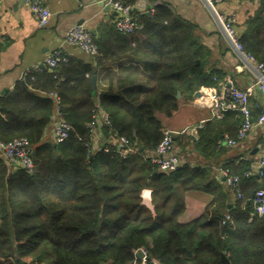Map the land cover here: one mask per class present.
<instances>
[{
  "label": "trees",
  "instance_id": "trees-1",
  "mask_svg": "<svg viewBox=\"0 0 264 264\" xmlns=\"http://www.w3.org/2000/svg\"><path fill=\"white\" fill-rule=\"evenodd\" d=\"M138 21L141 29L131 34L114 24L98 28L93 39L99 53L91 61L69 57L53 71L32 72L0 97V141L28 138L35 165L28 173L0 155V264H138L139 249L160 264H223V256L225 264H264V215L250 217L251 197L264 187V176L244 178L249 163L229 162L243 193L231 204L210 163L185 162L165 172L150 162L164 129L157 114L170 117L178 109L177 91L192 99L201 86L225 77L207 66L195 24L171 8L157 6ZM240 26L245 50L264 62V0ZM110 62L119 71L107 72L96 93L92 77ZM53 94L73 129L58 143L43 140ZM97 106L111 121L102 128L105 136H125L136 152L121 158L113 143L108 152H87L75 134L84 136ZM242 120L232 111L208 120L193 139L195 150L205 158L222 153L217 140L234 137ZM144 188L151 191L154 212L141 202ZM192 190L213 199L200 217L181 223L184 195Z\"/></svg>",
  "mask_w": 264,
  "mask_h": 264
},
{
  "label": "crops",
  "instance_id": "crops-1",
  "mask_svg": "<svg viewBox=\"0 0 264 264\" xmlns=\"http://www.w3.org/2000/svg\"><path fill=\"white\" fill-rule=\"evenodd\" d=\"M104 1L45 0V4L51 10L52 15L47 26L39 27L37 19L30 11L26 0H2L0 2V97L6 96L14 89L16 83L22 80V75L26 69L34 66L39 67L38 71L45 69L41 67L44 64L45 57L54 50L63 47L64 36L72 26L82 25L94 35L97 33L98 28L106 24H114L116 11L112 7L106 8L103 5ZM121 1H130L133 16L136 18L141 14L148 13L151 8L155 10L157 6L163 5L171 8L176 14L194 23L196 30L199 29L201 31L200 34V32L198 33L195 30L207 54L208 67L216 68L222 72L225 77L224 81H231L233 86L237 88H244L253 83V76L240 67L236 53L224 36L206 0ZM258 2L224 0L218 4V9L222 12H234L237 15V21L240 26L243 25L245 18L253 13L255 4H258ZM201 36L204 37V42H202ZM63 49L69 57L80 58L87 62L91 61L90 57L85 56L75 47H63ZM126 62L129 63L130 61L127 60ZM115 71H119V69L117 64L113 62L97 68L94 87L96 93L100 89L99 84L103 82L104 75L107 72L114 73ZM36 93L43 95L42 92ZM194 94L192 99L188 100L182 99L180 95V98H177L179 107L170 117L162 113H158L157 116L161 120L164 129L171 130L177 136L176 138L173 136V142L182 162L195 165L210 163L211 167H209L212 170L213 177L222 188L221 190L228 193L227 201L234 204L238 199L225 186L216 168L227 161L230 163L234 161V164L240 165L242 162L249 163L250 166L264 149V128L255 129L246 140L240 142L237 146L217 148L224 151L210 158H205L195 150L193 136L181 133L188 126L210 118L208 106L200 103L198 100L199 96L195 97ZM261 105V95L258 90H255L253 96L249 99V107L254 117L259 114ZM97 107L102 109L100 106ZM50 128L51 123L45 132L48 130L49 133ZM102 128L99 133L97 132V139L101 143L105 139L109 140L108 138H110V136H105ZM202 129L198 131L197 138H199V133ZM247 184L249 183H245L243 186L246 187ZM144 189H147L150 194V189ZM212 199L211 193H206L203 190L187 192L184 195V208L179 221L188 223L197 219ZM141 200L143 205L154 212L150 195L148 199L141 196ZM138 255L137 257L140 259L141 255L139 253Z\"/></svg>",
  "mask_w": 264,
  "mask_h": 264
},
{
  "label": "built area",
  "instance_id": "built-area-1",
  "mask_svg": "<svg viewBox=\"0 0 264 264\" xmlns=\"http://www.w3.org/2000/svg\"><path fill=\"white\" fill-rule=\"evenodd\" d=\"M2 0H0L1 2ZM30 11L37 19L39 27H45L49 23L52 15L51 10L46 6L45 0H26ZM224 0H206L211 9L215 20L220 25L221 30L230 42L234 52L236 53L240 67L248 71L253 76V83L244 87L237 88L233 86L231 81L217 82L214 86L200 88L198 100L200 103L208 106L210 110L209 119H221L226 112H238L243 120L236 131V135L231 137L224 134L217 140V148L235 147L240 142L246 140L251 133L257 128H264V62L258 61L254 55L245 50L241 43L242 27L237 23V15L232 12H222L216 5ZM260 1V0H247ZM105 5H109L116 11V19L114 22L115 29L119 32L131 34L141 29L142 25L138 18L133 16L132 5L121 0H105ZM153 12V9L149 10ZM63 47H75L87 57H93L99 53L98 45L95 43L92 34L82 25L72 26L65 34L63 39ZM59 48L48 54L44 59V65L49 70L65 65L69 61V55L64 49ZM39 70L38 66L28 68L22 75L25 78L32 72ZM213 80L216 77L213 76ZM258 90L261 95L262 105L259 114L253 117L249 107V99L253 96L254 91ZM54 100L53 116L51 118L50 133L52 141L58 143L67 139L73 132L71 125L65 121L62 115L60 99L56 94L52 95ZM208 98V100L206 99ZM209 119L201 120L197 125H191L185 128L181 133H186L198 139V131L202 129L205 122ZM110 118L107 112L99 107L92 109V117L87 124V132L84 136L75 134L78 139H84V146L88 153L96 150L110 151L109 143L114 144L113 151L121 158H127L134 152L133 147L125 136L118 138L110 137L102 143L97 139L99 130L105 125H110ZM98 132V133H97ZM0 155L2 159L17 168H22L28 173L34 172V162L32 158V145L28 138L17 137L10 141H0ZM150 162L160 171H173L178 169L184 163L178 151L174 147L173 132L169 129H163L162 137L155 146L154 151L149 154ZM229 161L223 163L216 168L225 186L235 195L237 199H243L241 191V176L234 174L228 167ZM264 176V149L257 156L256 160L243 172L242 177ZM252 212L250 217L264 215V187H258L254 190L251 197ZM229 218V215H226ZM143 257L138 264H158L156 261L147 258V251L141 249Z\"/></svg>",
  "mask_w": 264,
  "mask_h": 264
},
{
  "label": "bare ground",
  "instance_id": "bare-ground-1",
  "mask_svg": "<svg viewBox=\"0 0 264 264\" xmlns=\"http://www.w3.org/2000/svg\"><path fill=\"white\" fill-rule=\"evenodd\" d=\"M151 9H152V8H151ZM149 10H150V9H149ZM153 12H154V9H153ZM153 12H150V11H149L148 13H153ZM148 13H147V14H148ZM137 18H138V17H137ZM237 23H238V21H237ZM92 36H93V35H92ZM45 68H46V67H45ZM47 69H48V68H47ZM50 71H53V70H50ZM213 76H214V75H213ZM215 77H216V76H215ZM22 79H23V78H22ZM212 79H213V77H212ZM216 79H217V78H216ZM214 81H216V80H214ZM217 82H218V81H217ZM219 82H220V81H219ZM213 86H214V85H213ZM201 87H207V86H201ZM201 87H200V88H201ZM208 87H209V86H208ZM198 91H200V89H199ZM206 99L208 100V98H206ZM194 139H195V138H194ZM33 162H34V161H33ZM6 163H7V162H6ZM7 164L10 165V166H12V167H14V168H17V167L13 166V165L10 164V163H7ZM152 165H153V164H152ZM182 166H183V165H182ZM180 167H181V166H180ZM180 167H179V168H180ZM34 168H35V165H34ZM34 170H35V169H34ZM234 174H235V173H234ZM149 195H150V194H149V191H148L147 189H143V190H142V192H141V196H142V197H144L145 199H148ZM238 200H240V199H238ZM226 219H228V218H226ZM138 251H139V253L142 254L141 249L138 250ZM138 251H137V252H138ZM137 256H139L138 253H137ZM142 257H143V254L141 255V258H140V259H142ZM154 261H156V260H154ZM156 262H157V261H156ZM157 263L159 264V262H157Z\"/></svg>",
  "mask_w": 264,
  "mask_h": 264
},
{
  "label": "rangeland",
  "instance_id": "rangeland-1",
  "mask_svg": "<svg viewBox=\"0 0 264 264\" xmlns=\"http://www.w3.org/2000/svg\"><path fill=\"white\" fill-rule=\"evenodd\" d=\"M215 5H216L217 8H219L218 4L215 3ZM196 31H198V33L200 32V34H201V31L199 29H197ZM201 39H202V42H204V37L203 36H201ZM164 124H165V122H164ZM193 125H197V123H194ZM43 140L44 141H52L51 133L50 132L48 133V130L44 133ZM174 147L177 150V148L175 146V143H174ZM48 262L49 261H47V260H43V261L40 262V264H48Z\"/></svg>",
  "mask_w": 264,
  "mask_h": 264
},
{
  "label": "water",
  "instance_id": "water-1",
  "mask_svg": "<svg viewBox=\"0 0 264 264\" xmlns=\"http://www.w3.org/2000/svg\"><path fill=\"white\" fill-rule=\"evenodd\" d=\"M103 5L106 7V8H109L110 6L109 5H105L104 3H103ZM41 67L42 68H45V65L44 64H42L41 65ZM92 83L94 84V87H95V76H93L92 77ZM95 89V88H94ZM180 92L179 91H177V93H176V98H180ZM200 95V91H196L195 92V94H194V96L195 97H198ZM140 151H141V149H140ZM137 253H139V251L137 252ZM140 255H142L141 253H139ZM188 254H191L189 251H188ZM227 262V260H226V257L225 256H223L222 257V263H226ZM160 264V263H159Z\"/></svg>",
  "mask_w": 264,
  "mask_h": 264
}]
</instances>
